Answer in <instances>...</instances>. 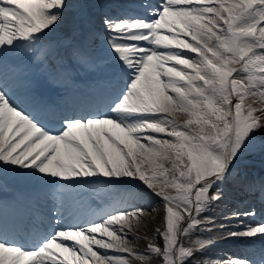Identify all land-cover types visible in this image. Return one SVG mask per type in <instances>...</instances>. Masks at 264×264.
<instances>
[{
    "label": "snow or ice",
    "instance_id": "snow-or-ice-1",
    "mask_svg": "<svg viewBox=\"0 0 264 264\" xmlns=\"http://www.w3.org/2000/svg\"><path fill=\"white\" fill-rule=\"evenodd\" d=\"M38 65L78 93L71 108L49 115L24 99ZM257 97L264 103V0H0V181L12 173L31 189L24 211L0 201V264H214L197 260L212 241L192 237L214 223L200 217L238 162L264 154V107L246 102ZM137 185L164 213L142 251L122 239L145 219ZM247 188L264 198V181ZM92 197L108 210L71 223ZM256 215L233 212L242 230L226 238L264 250ZM221 264H264V251Z\"/></svg>",
    "mask_w": 264,
    "mask_h": 264
},
{
    "label": "rangeland",
    "instance_id": "rangeland-1",
    "mask_svg": "<svg viewBox=\"0 0 264 264\" xmlns=\"http://www.w3.org/2000/svg\"><path fill=\"white\" fill-rule=\"evenodd\" d=\"M67 30H68V26L66 25L64 30L61 33H58V34L63 35L65 32H67ZM101 47H102V45H99L98 49L101 48ZM98 49H97V51H98ZM39 80H40L39 77H37L36 78L37 87H39V85H44L45 86V88H44L45 90L50 89V87H55L56 86V83H54V81H53V84H50V82H48L47 78H45V77H42V79L40 81ZM255 100H257V105L255 106L257 108L261 107V105L264 104V103L261 102L260 98H258V97ZM176 113L180 114L181 115L180 117L182 119H184V121L189 118L188 114L185 113V112H176ZM165 167H170V164H165ZM240 170L241 171H246V170L252 171V169L250 168V165H244V164H242V166H240L239 168L234 169L233 170V175L229 178L228 183H227V187H226L227 195H225V198L226 197H231L232 198L233 196L231 195V193L235 192V190H234L235 187L234 186L238 183V181L242 182V180L245 179L244 178L245 176L243 177V176L236 175ZM169 179L171 180V177H169ZM165 190L170 192V193H172L173 195H177V190L175 188H173V187H168ZM140 197L141 196L139 195L138 198H140ZM142 199H143V201H145L144 203L148 204V205L147 206L137 205V206L142 207L144 209L145 219L139 225L138 229H133V232L135 233V236L129 235L127 237H123L122 238V239L127 240V243L129 245L134 246L137 250H140V251H142L144 248H146L147 244L150 242L148 237H151V236L155 235L156 229L160 227L161 218L163 217V214H164L163 213V201L159 197L147 193V194H145L142 197ZM140 201H142V200H140ZM214 203H216V204L217 203H221L223 205L226 204L224 201L214 202ZM209 208L207 209L206 212H204L201 215V217L204 216L205 218H209V217H211L210 216L211 214H214L213 213L214 211L209 210ZM229 211H232V210L229 209ZM209 229H211V230H209ZM213 232L214 231H212L211 227H209L205 233L204 232L203 233L198 232V230H197L196 234L192 238L196 239L197 237H199L202 240H208L207 238H208V236H210V239H212V235L213 236L217 235V234H215ZM221 236L222 237H227V233L223 232V234H221ZM98 238H101V237L98 236ZM104 238L108 239L107 237H104ZM155 242L158 243V244L161 243L159 237L156 238ZM96 250L98 252H100L101 255H103L104 252H107L109 258L113 259V260H115V258H117V257H119L121 255L119 249L101 250L97 246ZM214 252H225V251L219 249L217 246H213V247H210V249L207 248L205 253L202 256H198L197 257V260H204V261L211 260V261L214 262V264H219V263L227 261V260H229L231 258V256L227 257V255H224V256L223 255H219V256H217L216 254H214ZM105 264H108V262L105 261ZM133 264H141V262L138 261V260H134Z\"/></svg>",
    "mask_w": 264,
    "mask_h": 264
},
{
    "label": "bare ground",
    "instance_id": "bare-ground-1",
    "mask_svg": "<svg viewBox=\"0 0 264 264\" xmlns=\"http://www.w3.org/2000/svg\"><path fill=\"white\" fill-rule=\"evenodd\" d=\"M153 206V205H152ZM106 209H108V208H106V207H104L103 208V210L105 211ZM148 215V214H147ZM149 217V216H148ZM148 220V219H147ZM209 249H210V247H208ZM219 256V255H218Z\"/></svg>",
    "mask_w": 264,
    "mask_h": 264
}]
</instances>
